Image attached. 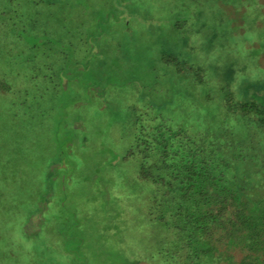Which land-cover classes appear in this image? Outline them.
<instances>
[{
  "label": "rangeland",
  "instance_id": "1",
  "mask_svg": "<svg viewBox=\"0 0 264 264\" xmlns=\"http://www.w3.org/2000/svg\"><path fill=\"white\" fill-rule=\"evenodd\" d=\"M230 98L264 116V0H0V264H148L135 120L241 129Z\"/></svg>",
  "mask_w": 264,
  "mask_h": 264
},
{
  "label": "trees",
  "instance_id": "2",
  "mask_svg": "<svg viewBox=\"0 0 264 264\" xmlns=\"http://www.w3.org/2000/svg\"><path fill=\"white\" fill-rule=\"evenodd\" d=\"M231 102L223 110L241 129L228 121L190 132L149 111L136 118L137 176L154 187L149 216L171 237L138 260L264 264V116L254 103Z\"/></svg>",
  "mask_w": 264,
  "mask_h": 264
}]
</instances>
